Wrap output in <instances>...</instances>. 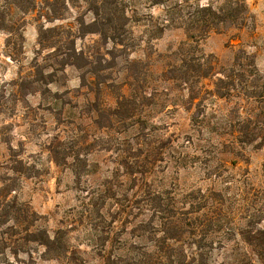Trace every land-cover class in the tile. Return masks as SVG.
Listing matches in <instances>:
<instances>
[{
    "label": "rangeland",
    "instance_id": "374dc122",
    "mask_svg": "<svg viewBox=\"0 0 264 264\" xmlns=\"http://www.w3.org/2000/svg\"><path fill=\"white\" fill-rule=\"evenodd\" d=\"M51 2L0 0V264H264V0Z\"/></svg>",
    "mask_w": 264,
    "mask_h": 264
},
{
    "label": "trees",
    "instance_id": "16d2710c",
    "mask_svg": "<svg viewBox=\"0 0 264 264\" xmlns=\"http://www.w3.org/2000/svg\"><path fill=\"white\" fill-rule=\"evenodd\" d=\"M42 0H25V6L23 8V12H29L31 10H35L36 6H40L38 5V2L41 3ZM45 3L44 4V10H41V16H43L45 19L50 20V19H57L61 14L57 12V10L54 8V4L53 2H51V0H44ZM154 3L156 4H163L166 0H152ZM223 10V9H222ZM220 12V13H219ZM212 16V17H211ZM189 25H190V29H198L199 33L198 36H193V35H189L190 38L192 37H204L211 29H216L215 25H218L219 23H225L226 21H229V24H234L237 21V13H233L230 12V14L226 17L223 16V11L221 12V10L219 9L218 12L212 10V8L210 6H194V9L192 11V13L189 14ZM80 24V26L82 25L80 22H78ZM93 23H95V21L93 20ZM95 30H86L85 32H92ZM84 32V31H83ZM202 64L207 67L208 69H212L211 64H204V62H202ZM211 71V70H210ZM221 80V79H220ZM217 90L219 91V87L217 88ZM220 94L218 95H224L223 92H219ZM2 200V195H0V205H3ZM6 206H8V204H6ZM160 211V210H158ZM34 214V213H33ZM14 221L17 222V216L12 214ZM0 216H8V211H4V213H2V215L0 214ZM178 223H180V220H176ZM175 224L171 223L168 225H172ZM180 228V227H179ZM164 238H168L171 240H177L179 241L182 237L181 236V232L179 231V233L177 232V234L174 236L172 235V233H169L168 229H164ZM5 232H0V239L1 240H9L11 241V238L9 236H5ZM5 236V237H4Z\"/></svg>",
    "mask_w": 264,
    "mask_h": 264
}]
</instances>
